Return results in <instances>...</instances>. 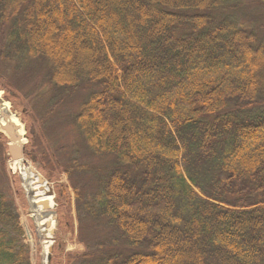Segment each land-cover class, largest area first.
I'll return each mask as SVG.
<instances>
[{"label": "trees", "instance_id": "obj_1", "mask_svg": "<svg viewBox=\"0 0 264 264\" xmlns=\"http://www.w3.org/2000/svg\"><path fill=\"white\" fill-rule=\"evenodd\" d=\"M245 12L0 0V87L28 80L41 129L59 119L68 132L63 163L26 156L74 192L87 245L70 264H264V33ZM3 169L0 264H31Z\"/></svg>", "mask_w": 264, "mask_h": 264}, {"label": "rangeland", "instance_id": "obj_2", "mask_svg": "<svg viewBox=\"0 0 264 264\" xmlns=\"http://www.w3.org/2000/svg\"><path fill=\"white\" fill-rule=\"evenodd\" d=\"M242 4L246 10L245 13L254 12L259 18L262 24L260 25L261 30L264 33V0H242ZM34 94L32 84L22 78L17 81L11 80L0 87L1 100L9 104L10 112L16 117L24 131L25 141L19 153L20 158L34 173L39 174L52 190L54 203H52L50 213L54 224L50 231L53 232V235L48 234L46 236V233H39L30 218V206L22 178L12 165L9 145L14 141L11 140L7 131L0 129V142L5 148L3 156L0 147V159H2L0 165H4L2 183L6 184L7 181L14 195V203L24 233V242L29 247L30 263L46 264V255L50 249L49 264H70L66 256L68 254H82L85 251V245H87L85 236L78 234L74 192L67 176L59 167L48 166L45 171H42L40 165L37 164L40 161L37 160V163H33L26 156L28 151H32L34 155L41 151L45 153L46 157L56 156L59 160L58 164L63 163L65 158L55 152L67 140L68 132L67 129L63 128L62 121L59 119H56L57 121L52 120L51 123L46 124L41 129L38 122L39 108L33 109L34 101L37 99L32 97ZM74 101L69 109L76 105V100ZM30 138L33 139L31 145ZM33 145L34 147H32ZM41 160L44 165H54L46 159L45 161ZM45 246H47L46 255L44 253Z\"/></svg>", "mask_w": 264, "mask_h": 264}, {"label": "bare ground", "instance_id": "obj_3", "mask_svg": "<svg viewBox=\"0 0 264 264\" xmlns=\"http://www.w3.org/2000/svg\"><path fill=\"white\" fill-rule=\"evenodd\" d=\"M6 128L9 129L11 135L16 137V141L9 145V149L11 150L13 169L21 176L26 190L30 206V218L38 232L46 233L47 236L54 224L50 213L52 198L47 195L49 187L20 158L19 153L25 141L24 131L16 117L10 112L9 104L0 98V129L5 130ZM41 201H46L48 210L41 207L39 204ZM46 252L47 246L44 248L45 255Z\"/></svg>", "mask_w": 264, "mask_h": 264}, {"label": "water", "instance_id": "obj_4", "mask_svg": "<svg viewBox=\"0 0 264 264\" xmlns=\"http://www.w3.org/2000/svg\"><path fill=\"white\" fill-rule=\"evenodd\" d=\"M5 131H7L8 134H10L8 128H6ZM10 137H11V140H12V141H16V140H15V139H16L15 136H13V135L10 134ZM13 138H14V140H13ZM35 174H36V173H35ZM37 175L40 177V179L43 181V183H46V182L42 179V177H41L39 174H37ZM47 195L50 196L51 198H52V196H53L52 190H51L50 188H49V191H48ZM52 203H54V202H53V199H52ZM39 204H40L41 207H43L44 209L48 210L46 201H41ZM49 234H50V235H53V232L50 231ZM50 251H51V250L48 249V253H47V255H46V264H49Z\"/></svg>", "mask_w": 264, "mask_h": 264}]
</instances>
